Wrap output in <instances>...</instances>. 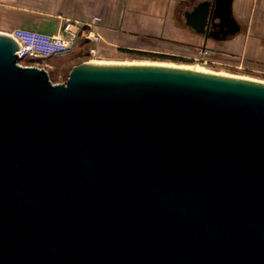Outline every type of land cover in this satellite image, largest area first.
<instances>
[{"label":"water","instance_id":"obj_1","mask_svg":"<svg viewBox=\"0 0 264 264\" xmlns=\"http://www.w3.org/2000/svg\"><path fill=\"white\" fill-rule=\"evenodd\" d=\"M233 2L186 22L230 39ZM19 49L0 33V264H264V81L83 62L54 83Z\"/></svg>","mask_w":264,"mask_h":264},{"label":"rangeland","instance_id":"obj_2","mask_svg":"<svg viewBox=\"0 0 264 264\" xmlns=\"http://www.w3.org/2000/svg\"><path fill=\"white\" fill-rule=\"evenodd\" d=\"M250 2H253L254 6L252 18L255 27L249 36L243 28V31L232 42L209 47L207 53L211 61L207 63L197 61L195 58L202 51V47L184 45L164 47L155 44L154 46L136 49L105 46L102 45L104 40L95 43L85 38V40H80L72 52L48 59L47 62L53 66H46V69L54 83H63L67 81L73 66L83 62H91L92 60L148 61L201 65L213 72L264 81V0H245L244 5H250ZM39 3L42 7L49 3V5L47 4L49 11L57 12L59 10L52 6L53 0H0V33H8L18 26L32 28V23L39 18L37 12ZM93 47H96V54L90 52ZM126 49H134L135 52ZM39 61L42 62L41 59Z\"/></svg>","mask_w":264,"mask_h":264},{"label":"crops","instance_id":"obj_3","mask_svg":"<svg viewBox=\"0 0 264 264\" xmlns=\"http://www.w3.org/2000/svg\"><path fill=\"white\" fill-rule=\"evenodd\" d=\"M199 1L202 0H53L52 6L59 10L49 11V3L44 7L39 3V18L32 23V28L56 32L66 18L89 21L100 17L96 29L104 37L102 45L136 49L155 44L185 46L204 39L187 24L185 17V12L192 10ZM244 2L234 0L233 10L249 36L255 27L252 18L254 6L253 2L246 6ZM47 66L53 65L47 62Z\"/></svg>","mask_w":264,"mask_h":264},{"label":"built area","instance_id":"obj_4","mask_svg":"<svg viewBox=\"0 0 264 264\" xmlns=\"http://www.w3.org/2000/svg\"><path fill=\"white\" fill-rule=\"evenodd\" d=\"M98 20L100 17H94L89 21L66 18L56 32L18 26L8 34L14 37L22 47V49L16 50V53H20L19 64L46 68L48 59L72 52L80 40L86 38L95 43L102 42L104 37L96 29ZM202 48V51L195 58L197 61L207 63L211 61L207 53L209 48ZM90 52L96 54V47H93Z\"/></svg>","mask_w":264,"mask_h":264},{"label":"bare ground","instance_id":"obj_5","mask_svg":"<svg viewBox=\"0 0 264 264\" xmlns=\"http://www.w3.org/2000/svg\"><path fill=\"white\" fill-rule=\"evenodd\" d=\"M92 63H106V64H145V65H163V66H169V67H177V68H186V69H193L196 71H202V72H207V73H215L219 75H225V76H232V77H238V78H246L250 79L245 76H234L233 74H228V73H220V72H213L209 69H207L204 66L201 65H181V64H176V63H166V62H137V61H120V62H114V61H102V60H92ZM258 81V80H257ZM262 81V80H261Z\"/></svg>","mask_w":264,"mask_h":264},{"label":"flooded vegetation","instance_id":"obj_6","mask_svg":"<svg viewBox=\"0 0 264 264\" xmlns=\"http://www.w3.org/2000/svg\"><path fill=\"white\" fill-rule=\"evenodd\" d=\"M202 1H204V0H202ZM201 1H199L198 3H196V5L197 4H199ZM196 5H194V7L196 6ZM193 7V8H194ZM193 10V9H192ZM187 11H191V10H187ZM186 11V12H187ZM186 12H185V14H186ZM186 17V16H185ZM239 21V20H238ZM241 24V23H240ZM241 26H242V29H241V31L239 32V33H237L236 35H238V34H240L241 32H242V30H243V28H244V26L241 24ZM193 28V27H192ZM194 29V28H193ZM195 30V29H194ZM210 31L211 30H209L207 33H210ZM195 32L198 34V35H200V36H202L204 39H203V41H201L200 43H195V44H191V45H185V46H189V47H204V48H211V47H215V45H221L222 43H226V42H228L229 40H231V39H233V37L232 38H230V39H227V40H217V39H214V38H212V37H208V38H206V36H205V34H201V33H198L196 30H195ZM220 35H223V33L222 32H220L219 33ZM236 35H234V36H236ZM151 51V50H150ZM151 52H155V51H151ZM156 52H159V51H156ZM161 53H165V52H161Z\"/></svg>","mask_w":264,"mask_h":264},{"label":"trees","instance_id":"obj_7","mask_svg":"<svg viewBox=\"0 0 264 264\" xmlns=\"http://www.w3.org/2000/svg\"><path fill=\"white\" fill-rule=\"evenodd\" d=\"M126 50H130L132 52H135L134 49H126ZM140 52H147V51H140Z\"/></svg>","mask_w":264,"mask_h":264}]
</instances>
